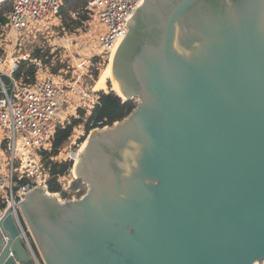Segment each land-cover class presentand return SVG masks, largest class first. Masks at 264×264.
Masks as SVG:
<instances>
[{"label":"water","instance_id":"obj_1","mask_svg":"<svg viewBox=\"0 0 264 264\" xmlns=\"http://www.w3.org/2000/svg\"><path fill=\"white\" fill-rule=\"evenodd\" d=\"M131 18L112 77L136 108L91 130L82 198L19 203L37 251L7 212L0 264H264V0H145Z\"/></svg>","mask_w":264,"mask_h":264},{"label":"built area","instance_id":"obj_2","mask_svg":"<svg viewBox=\"0 0 264 264\" xmlns=\"http://www.w3.org/2000/svg\"><path fill=\"white\" fill-rule=\"evenodd\" d=\"M3 1L7 0H0V7ZM144 1L88 0L90 19L86 23L89 34H97L98 49L86 51L100 52V55L93 54L92 58L101 56L110 61L112 53L128 33L131 16ZM64 2L65 0H12V10L2 37L7 30H15L20 35V42L31 36L35 38L49 21L59 17ZM28 59L29 56L26 55L0 57V151L4 147L10 152L9 159L3 157L0 162V221L12 210L22 238L33 247V238L19 203L36 187H44L49 191L48 182L51 175L49 169L31 156L23 165L16 157V144L17 140L22 141V152L34 150L41 153L52 149L57 127L63 125L57 118L61 103L67 100V85L51 76L42 78L44 68L41 63H38L39 74L34 83L16 80L14 75L21 60ZM8 61L10 63L6 65ZM78 62L79 68L87 64L84 59ZM4 66L6 71L2 69ZM3 77L9 79V84L4 82ZM97 100L96 98V102ZM1 131H5V139L1 137ZM82 138L77 137L74 141L71 138L72 145L66 150L64 160L70 161L73 166L86 142L82 141ZM23 179L27 182L22 183ZM62 189L67 191L69 199H80L86 194L88 187L81 181V185L76 189H72L71 185L64 187L63 184Z\"/></svg>","mask_w":264,"mask_h":264},{"label":"rangeland","instance_id":"obj_3","mask_svg":"<svg viewBox=\"0 0 264 264\" xmlns=\"http://www.w3.org/2000/svg\"><path fill=\"white\" fill-rule=\"evenodd\" d=\"M2 6L7 7L9 13L12 7V0H7ZM88 29L89 28L86 23V26H84L83 29L69 33L64 30L62 17L59 16L58 18L49 21L35 38L31 36L30 38H26L24 42H20V35L15 30H7L2 41H0V57L3 58H10L13 55L17 57L26 55L30 58L29 50L35 46H46L52 48V50L58 49L59 56L56 58L54 57L52 65H57V60H60V62L66 65V67L60 70L59 75H54L51 72L50 67L43 66L44 69L41 77H54L61 81L63 85H67L65 90H69V94L73 92L74 96L72 99L70 98L72 100L71 103L69 102L70 100H68L67 103H70L71 105L69 104L70 109L66 112V115L64 116L65 119L61 115L63 107V104L61 103V109L57 119L59 122H62L63 125L72 123L73 119L81 118L78 114L80 107L87 110L86 117H88L91 114L92 108L97 103L96 98L98 99V93L100 91L110 92L114 88V81L111 75V61L107 60L104 62V59L101 56L92 58L93 54L100 55V52L96 51L95 53H89V51H86L98 49L97 34H89ZM81 59L87 61V64L82 68H79L78 61ZM96 59L97 61H95ZM9 63L10 62L8 61L6 65ZM2 69L3 71H6V66ZM58 77H60V79H58ZM84 95L89 96L85 97ZM90 132L87 133L85 125L81 124L74 130V134L72 135L73 141L77 137H85L84 141H87L90 136ZM1 134V137L5 139V131H1ZM70 145H72V139L71 142L57 154V156L52 158V160L60 162L64 161L66 157V150L68 151ZM16 146L18 149L16 157L23 165L26 164L29 156L35 158L41 165L43 164L42 155L39 151L27 150L26 152H22V141L20 140H17ZM3 157L7 158V160L10 157L9 150L4 149V147H2L0 151V162L3 161ZM72 171L73 165L70 172L59 178L60 183L63 184L64 187L68 188L70 185L72 186L73 181H75ZM59 192L60 191L55 193L59 194ZM37 256L40 259L41 264H44L40 255L38 254Z\"/></svg>","mask_w":264,"mask_h":264},{"label":"trees","instance_id":"obj_4","mask_svg":"<svg viewBox=\"0 0 264 264\" xmlns=\"http://www.w3.org/2000/svg\"><path fill=\"white\" fill-rule=\"evenodd\" d=\"M11 10L12 7L10 12ZM10 12L8 13L7 7H0V41L3 39L4 27L8 23ZM59 16L62 17L64 30L67 32L73 33L79 29H83L84 26H86V22L90 19L88 0H65ZM29 55L30 58L28 60H21L19 69L14 75L16 80L23 83H34L37 80L40 68L38 63H41L44 67H50L54 75H59L60 70L66 67L60 60H57V65H52L54 57L56 58L59 56L58 49L52 50V48L46 46H35L29 50ZM95 61H97V59ZM105 61L107 60L104 58V62ZM3 80L6 84L10 82L7 77H3ZM136 106L137 103L135 101H125L114 91H100L98 93L97 103L92 108L91 114L88 117H86L87 110L80 107L78 111L81 117L80 119H73L70 124L59 125L57 127L52 149L50 151L41 152L43 165L45 168L49 169L51 175L48 182L49 191L53 193L60 191L62 184L59 181V177L70 172L72 168V163L70 161L64 160L60 162L54 161L52 158L57 156V154L70 142L74 130L78 126L84 124L87 133L96 128L112 126L114 123L128 117ZM84 138L85 137L82 138V141ZM26 182V179L22 180V183ZM80 185L81 181L76 180L72 184V189H76ZM33 247L37 251L34 242Z\"/></svg>","mask_w":264,"mask_h":264},{"label":"crops","instance_id":"obj_5","mask_svg":"<svg viewBox=\"0 0 264 264\" xmlns=\"http://www.w3.org/2000/svg\"><path fill=\"white\" fill-rule=\"evenodd\" d=\"M58 79H60V77H58ZM65 87H67V86H65ZM65 92H66V99H67V100H65V101L62 102V104H63L62 106H63L64 108L62 107V112H61V115L63 116L64 119H65L64 116L66 115V112L68 111V109H70V105H71L70 103H71V101H72L71 99H72V97L74 96V95H73V92L69 94V90H67V91L65 90ZM70 96H71V97H70ZM70 98H71V99H70ZM68 100H70V101H69V102H70V103H69L70 105L67 104V103H68ZM78 108H79V107H78ZM76 110H77V108H76ZM64 111H65V113H64Z\"/></svg>","mask_w":264,"mask_h":264},{"label":"bare ground","instance_id":"obj_6","mask_svg":"<svg viewBox=\"0 0 264 264\" xmlns=\"http://www.w3.org/2000/svg\"><path fill=\"white\" fill-rule=\"evenodd\" d=\"M121 43H122V41L118 44L117 48L115 49V51L112 53V55H111V57H110V61H111V75H112V67H113V62H114L115 54H116V52H117V50H118V48H119V46H120ZM113 85H114L113 90H114L115 92H117L118 94H121L120 90H119L118 87H117V84L113 82ZM87 142H88V140L84 143V146H83L82 150L85 149V147H86V145H87ZM82 150H81V151H82ZM77 161H78V160H77ZM73 172L75 173L74 170H73ZM56 196H57V194H56Z\"/></svg>","mask_w":264,"mask_h":264}]
</instances>
